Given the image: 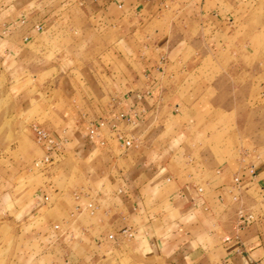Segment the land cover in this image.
<instances>
[{"label": "crops", "instance_id": "obj_1", "mask_svg": "<svg viewBox=\"0 0 264 264\" xmlns=\"http://www.w3.org/2000/svg\"><path fill=\"white\" fill-rule=\"evenodd\" d=\"M49 1L1 37L3 65L90 46L87 31L100 49L48 69L50 93L76 96L74 129L56 135L66 148L44 184L0 193V264H264V151L210 138L226 90L201 72L264 36V0ZM76 5L85 22L63 18ZM240 211L255 221L239 226Z\"/></svg>", "mask_w": 264, "mask_h": 264}, {"label": "rangeland", "instance_id": "obj_2", "mask_svg": "<svg viewBox=\"0 0 264 264\" xmlns=\"http://www.w3.org/2000/svg\"><path fill=\"white\" fill-rule=\"evenodd\" d=\"M42 3L45 7L40 16L44 19L48 16L46 8H49V0H0V46L1 37L7 34L9 26L18 24L19 19L30 15L31 10ZM81 9L76 5L69 11L70 15L65 13L63 18L75 16L77 21L85 22L84 18L89 17H82ZM83 39L91 45L78 46L70 52L59 48L64 52L59 56L56 49L45 47L46 50H38L27 62L12 61L11 70L8 63L3 65L0 61V193L9 186L20 193L28 187V183L42 185L48 180L45 175L38 176L41 169L35 166L44 154V148L37 142L33 126L40 125L54 136L61 133L68 135L74 129L69 123L76 113L71 107V102L74 99L77 101L76 96L69 99L50 93L51 74H56L57 69L53 73L48 69L51 64L56 65L54 62L58 57L61 62L59 75H63L69 65L72 66L73 58L94 56L100 49L99 33L87 31ZM215 60L203 63L201 68L202 74L208 76L203 80L204 84L210 81L205 72L211 68L213 78L217 77L212 81L216 80L226 90V94L213 96L219 109H212L207 115V120L214 124L211 125L210 138H221L224 144L227 142L225 139L232 138L238 145L240 140H244V146L252 151V157L253 151L258 156L260 151H264V36L261 38L256 32L249 38V47L222 51ZM37 66L47 70L34 71ZM225 98L227 103L221 104ZM106 264L156 263L127 260Z\"/></svg>", "mask_w": 264, "mask_h": 264}, {"label": "built area", "instance_id": "obj_3", "mask_svg": "<svg viewBox=\"0 0 264 264\" xmlns=\"http://www.w3.org/2000/svg\"><path fill=\"white\" fill-rule=\"evenodd\" d=\"M37 29H40L41 26L40 25H36ZM101 125L104 124V122H100ZM35 134H36V139L37 142L44 148V155L38 159L35 162V166L41 170H46L49 168V166H51L55 160V154L57 155H61L63 154V151L66 148V145L64 142L60 141L58 138H56V136H54L51 132H49L47 129H45L44 127H41L40 125H34L33 126ZM89 133L90 136H94L95 134H97V125L93 124L90 126L89 128ZM135 139H128L126 141V146H131L134 143ZM235 186L237 188H239V183H240V178L236 177L235 178ZM49 197L46 196V200H48ZM234 199L237 201L239 200V196L235 195ZM90 207L93 206L92 203L89 204ZM240 221H239V226H243V225H249L251 223H253L255 221V216L252 214L249 215H244L242 214V212L240 211ZM124 234H129L130 236H132V233L129 232V230L125 229L123 230ZM110 238H114V235L111 234ZM227 240H229V238H227Z\"/></svg>", "mask_w": 264, "mask_h": 264}]
</instances>
